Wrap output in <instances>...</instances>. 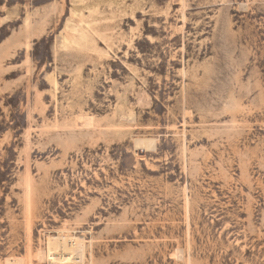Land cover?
Wrapping results in <instances>:
<instances>
[{
  "label": "rangeland",
  "instance_id": "374dc122",
  "mask_svg": "<svg viewBox=\"0 0 264 264\" xmlns=\"http://www.w3.org/2000/svg\"><path fill=\"white\" fill-rule=\"evenodd\" d=\"M0 264H264V0H0Z\"/></svg>",
  "mask_w": 264,
  "mask_h": 264
},
{
  "label": "bare ground",
  "instance_id": "6f19581e",
  "mask_svg": "<svg viewBox=\"0 0 264 264\" xmlns=\"http://www.w3.org/2000/svg\"><path fill=\"white\" fill-rule=\"evenodd\" d=\"M86 120V119H85ZM90 119L86 120L87 122H89Z\"/></svg>",
  "mask_w": 264,
  "mask_h": 264
}]
</instances>
